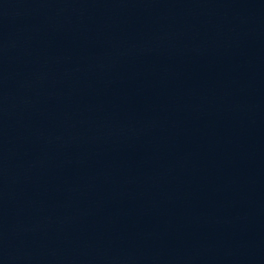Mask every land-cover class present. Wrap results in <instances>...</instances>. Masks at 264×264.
<instances>
[{
  "label": "water",
  "instance_id": "water-1",
  "mask_svg": "<svg viewBox=\"0 0 264 264\" xmlns=\"http://www.w3.org/2000/svg\"><path fill=\"white\" fill-rule=\"evenodd\" d=\"M0 264H264V0H0Z\"/></svg>",
  "mask_w": 264,
  "mask_h": 264
}]
</instances>
